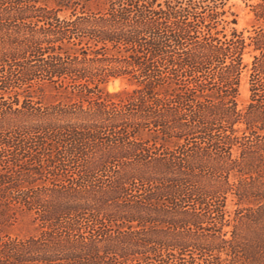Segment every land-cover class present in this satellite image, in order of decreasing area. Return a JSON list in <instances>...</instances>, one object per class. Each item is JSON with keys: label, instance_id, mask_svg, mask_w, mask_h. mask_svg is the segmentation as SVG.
<instances>
[{"label": "trees", "instance_id": "trees-1", "mask_svg": "<svg viewBox=\"0 0 264 264\" xmlns=\"http://www.w3.org/2000/svg\"><path fill=\"white\" fill-rule=\"evenodd\" d=\"M97 1L0 0V264H264V0Z\"/></svg>", "mask_w": 264, "mask_h": 264}, {"label": "rangeland", "instance_id": "rangeland-1", "mask_svg": "<svg viewBox=\"0 0 264 264\" xmlns=\"http://www.w3.org/2000/svg\"><path fill=\"white\" fill-rule=\"evenodd\" d=\"M260 0H230V6L233 11L238 15V30H244L249 28L250 25V9L253 4ZM107 0H98L97 2L91 5V9L103 8ZM249 60V59H248ZM248 74L242 79L240 96H239V105L241 108L245 107L249 100V83H248ZM131 87L124 80H116L111 82L108 85V91L111 93H117L124 90H129ZM35 101L40 100L44 104H50L55 102L58 98L56 93L51 87L44 85L40 92L34 94ZM236 209L233 201H230L228 204V211L230 214H233ZM32 219L28 215L21 214L18 216L15 225L7 230L6 232L12 236H19L22 238L30 237L36 234L34 226L31 223Z\"/></svg>", "mask_w": 264, "mask_h": 264}]
</instances>
